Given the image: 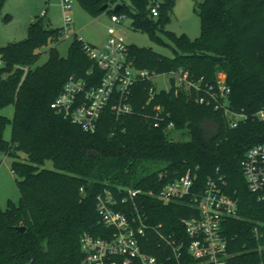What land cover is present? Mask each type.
Here are the masks:
<instances>
[{"label": "trees", "instance_id": "1", "mask_svg": "<svg viewBox=\"0 0 264 264\" xmlns=\"http://www.w3.org/2000/svg\"><path fill=\"white\" fill-rule=\"evenodd\" d=\"M5 1L0 0V12ZM78 1L94 15L107 10L129 16L135 29L163 30L174 43V55L130 44L135 64L156 74L182 67L208 82L223 72L231 89L230 107L247 118L231 126L223 110L198 102L194 91L162 89L148 102L153 80L147 79L133 87V112L117 115L108 105L96 130L86 131L50 104L71 75L90 84L95 76V84L102 71L76 32L62 55L57 45L65 36L63 27L36 17L25 39L0 46V165L3 154L12 158L21 192L18 205H0V264H86L83 235L108 237L111 232L96 208V195L104 188L154 191L138 199L142 210L153 224H162L164 233L183 236L181 217L197 211L181 202L164 204L156 193L188 170L199 184L221 178L224 191L237 198L238 216L222 223L228 264H264V200L249 190L243 173L246 151L264 142V119L255 116L264 109V0L197 2L201 34L194 39L163 28L175 0ZM155 2L160 4L156 21L150 14ZM43 52L48 58L38 63ZM10 103L14 116L7 140L10 119L1 110ZM156 104L170 112L181 135L155 125ZM153 245L148 251L161 257Z\"/></svg>", "mask_w": 264, "mask_h": 264}, {"label": "built area", "instance_id": "2", "mask_svg": "<svg viewBox=\"0 0 264 264\" xmlns=\"http://www.w3.org/2000/svg\"><path fill=\"white\" fill-rule=\"evenodd\" d=\"M159 3L150 8L153 17L159 15ZM64 10L63 34L71 36L73 17L70 14L72 0H62ZM124 15V14H123ZM125 16V15H124ZM113 21H120V14H112ZM88 57L100 68L102 74L88 80L71 75L61 92L51 102V107L84 130H96L98 120L106 106L111 105L117 114L133 112L131 97L133 87L140 81L152 79L156 73L147 68H139L130 56L129 45L120 35H111L102 47L84 43ZM172 75V88L177 93L184 90L196 93V100L211 104L223 110L231 126L247 118L244 112L230 107L231 89L226 82V74L218 76L215 82H208L203 76L196 77L184 68L166 71ZM92 75L93 68L87 72ZM160 91V90H159ZM156 92V84L149 87V101ZM155 125H163L170 135L178 136L175 122L170 112L164 111L161 104L153 106ZM264 119V109L255 113ZM243 173L250 191L264 200V142L251 146L243 158ZM161 177H163L161 175ZM224 181L208 178L203 184L191 170L166 182L156 193L164 203L181 202L194 215L181 217L183 236L178 233H164L162 224H153L142 210L138 200L154 191H145L132 186H118L117 189L104 188L96 195V208L103 223L111 229L108 237H94L84 234L81 246L86 264H192V258L200 264H228L230 254L222 234V223L230 217L238 216L237 198L227 194ZM153 238L156 245H153ZM153 245L161 257L148 251Z\"/></svg>", "mask_w": 264, "mask_h": 264}, {"label": "rangeland", "instance_id": "3", "mask_svg": "<svg viewBox=\"0 0 264 264\" xmlns=\"http://www.w3.org/2000/svg\"><path fill=\"white\" fill-rule=\"evenodd\" d=\"M201 0H175L171 9L168 10V18L163 23L165 30L173 31L176 34H187L194 39L201 34V19L195 7ZM9 14L6 19L5 15ZM70 14L73 17L71 24L72 31L84 41L91 42L99 47L106 44L111 35H120L125 42L138 46L150 47L153 50L173 56L174 43L168 35L161 29H155L152 33L147 30L135 29L132 27V19L129 16L120 14V21H113L112 12L104 10L98 15H94L84 9L78 0H72ZM64 10L62 0H6L0 12V46L12 41L25 39L28 35L30 19L40 17L44 23L60 27L64 24ZM158 17H155L156 21ZM73 36H64L58 43V50L62 55H67L68 47ZM48 58V52H43L39 62L43 63ZM0 64L2 60L0 59ZM225 73L218 72L217 76ZM157 90L168 89L172 86V75L168 72L158 73L153 77ZM6 115L8 121L4 137L11 139L12 119L14 116V105L7 104L1 110ZM175 134L180 132L174 130ZM181 135V134H179ZM189 138L188 134L184 135ZM24 157L23 152H19ZM0 165V205L7 208L11 205H18L21 192L17 183L16 175L11 169L12 158L6 154L2 155ZM46 165L52 167V162L47 161Z\"/></svg>", "mask_w": 264, "mask_h": 264}, {"label": "water", "instance_id": "4", "mask_svg": "<svg viewBox=\"0 0 264 264\" xmlns=\"http://www.w3.org/2000/svg\"><path fill=\"white\" fill-rule=\"evenodd\" d=\"M107 6H108L107 4H104V5L102 6V8L105 9ZM115 8H116V9L119 8V5H116ZM168 132H169V131H168ZM20 229H21V230H24V227H20Z\"/></svg>", "mask_w": 264, "mask_h": 264}, {"label": "crops", "instance_id": "5", "mask_svg": "<svg viewBox=\"0 0 264 264\" xmlns=\"http://www.w3.org/2000/svg\"><path fill=\"white\" fill-rule=\"evenodd\" d=\"M35 19H36V17H34V18L30 19V21H29V22L31 23V22H32V21H34ZM30 23H29V24H30ZM86 42H87V41H86ZM88 43H90V44H93V43H91V42H88ZM93 45H95V44H93ZM96 46H97V45H96ZM0 65H1V64H0Z\"/></svg>", "mask_w": 264, "mask_h": 264}]
</instances>
